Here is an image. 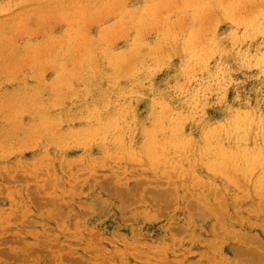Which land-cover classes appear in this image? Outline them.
<instances>
[{
    "label": "rangeland",
    "instance_id": "1",
    "mask_svg": "<svg viewBox=\"0 0 264 264\" xmlns=\"http://www.w3.org/2000/svg\"><path fill=\"white\" fill-rule=\"evenodd\" d=\"M262 6L0 0V264H264Z\"/></svg>",
    "mask_w": 264,
    "mask_h": 264
},
{
    "label": "bare ground",
    "instance_id": "2",
    "mask_svg": "<svg viewBox=\"0 0 264 264\" xmlns=\"http://www.w3.org/2000/svg\"><path fill=\"white\" fill-rule=\"evenodd\" d=\"M258 2H259V1H258ZM259 5H260V4H259ZM208 6H209V5H208ZM262 7H263V6H262ZM263 8H264V7H263ZM210 9H211V8H210ZM263 10H264V9H263ZM257 11H258V10H257ZM259 12H260V11H259ZM236 13H237V12H236ZM260 13H261V12H260ZM262 13H263V11H262ZM234 14H235V13H234ZM257 14H258V13H257ZM204 15H205V14H204ZM207 15H208V14H207ZM251 16H252V15H251ZM257 17H258V16H257ZM259 17H260V16H259ZM215 20H216V19H215ZM234 20H235V19H234ZM249 20H250V19H249ZM256 21H257V20H256ZM254 24H255V23H254ZM240 26H241V25H240ZM243 26H244V24H243ZM232 27H233V26H232ZM237 27H238V26H237ZM255 27H256V25H255ZM262 28H263V27H262ZM258 29H259V28H258ZM254 33H255V32H254ZM245 40H246V39H245ZM117 115H118V114H117ZM240 116H241V115H240ZM189 150H190V149H189ZM249 252H250L251 254H253V253H252L253 251H248L247 255L249 254ZM253 255H256V254H253ZM253 255H250V254H249L250 257H248V259H249V258H250L249 260L252 259V260H253V261H252L253 263H255L254 260L256 259L255 261H259V263H260V262H261L260 259H262V258L257 257V256H253ZM252 256H253V258H252ZM248 259H247V260H248ZM263 259H264V257H263ZM249 262H250V261H249ZM247 264H248V262H247ZM250 264H251V263H250Z\"/></svg>",
    "mask_w": 264,
    "mask_h": 264
}]
</instances>
